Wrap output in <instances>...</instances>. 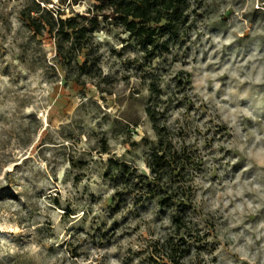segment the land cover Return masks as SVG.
Listing matches in <instances>:
<instances>
[{
    "label": "rangeland",
    "instance_id": "1",
    "mask_svg": "<svg viewBox=\"0 0 264 264\" xmlns=\"http://www.w3.org/2000/svg\"><path fill=\"white\" fill-rule=\"evenodd\" d=\"M31 3L0 0V264L167 263L153 247L173 210L128 195L113 210L105 174L111 160L150 172L151 82L193 163L185 215L202 240L187 236L184 261L264 264V0H188L154 46L96 0H51L63 17L100 13L82 69L33 32Z\"/></svg>",
    "mask_w": 264,
    "mask_h": 264
},
{
    "label": "trees",
    "instance_id": "2",
    "mask_svg": "<svg viewBox=\"0 0 264 264\" xmlns=\"http://www.w3.org/2000/svg\"><path fill=\"white\" fill-rule=\"evenodd\" d=\"M187 1L96 0L102 9L107 8V18H118L126 31L145 46L156 45L161 31L177 26L180 12L186 7ZM50 2L51 0H32L31 5L23 10L24 18L35 34L48 33L54 37L57 55L65 57L69 53L71 59L82 69L88 64V58L81 62L78 56L84 52L83 41L91 31L88 27L98 23L100 13L92 12L91 17L80 13L63 17L61 11L46 7V3ZM149 89L151 101L146 112L157 135L156 146L146 159L150 172H139L125 162L111 160L105 174L116 181L117 189L112 197V207L119 211L126 206L124 196L128 195L133 203L155 200L163 209L173 210L171 219L176 232L161 237L154 245L153 253L167 260L164 264H187L184 261L190 247L185 245L187 236L193 238L195 243L202 240L197 226L185 215L191 201L192 185L183 178L189 176L193 163L185 148L174 142V135L166 123V110L162 107L161 89L154 82L149 83ZM194 230L196 233L193 237Z\"/></svg>",
    "mask_w": 264,
    "mask_h": 264
}]
</instances>
